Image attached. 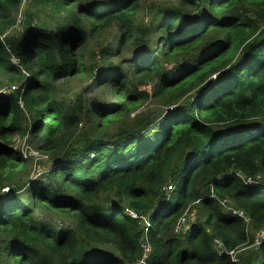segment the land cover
Wrapping results in <instances>:
<instances>
[{
  "label": "trees",
  "instance_id": "16d2710c",
  "mask_svg": "<svg viewBox=\"0 0 264 264\" xmlns=\"http://www.w3.org/2000/svg\"><path fill=\"white\" fill-rule=\"evenodd\" d=\"M24 1L0 0V264H138L145 238L142 264H264L225 254L264 230V0Z\"/></svg>",
  "mask_w": 264,
  "mask_h": 264
},
{
  "label": "rangeland",
  "instance_id": "374dc122",
  "mask_svg": "<svg viewBox=\"0 0 264 264\" xmlns=\"http://www.w3.org/2000/svg\"><path fill=\"white\" fill-rule=\"evenodd\" d=\"M27 0H25L22 5L25 6ZM144 4H146V2L144 1ZM143 5V4H142ZM23 10V9H22ZM144 13V9L142 11V14ZM14 17L17 20V23L15 25V27L10 31V33L13 32H17L20 28L19 26V22H21L22 20V15L20 11H16L13 13ZM86 87V86H85ZM149 88V87H148ZM84 90H86V88H84ZM94 93L92 90L89 91L88 96H92ZM150 101H145L142 103V105H139L138 107L134 108L132 110V112H130V114L128 115L129 117H133V115L135 113L141 114L142 112L146 111L147 108L149 109H155V110H159L158 107L151 105V103L149 104ZM170 109V108H169ZM126 117V120L127 118ZM17 136H14V140H17ZM24 140V139H19V141ZM16 146L19 147V149L21 150L23 156L26 158L27 162H28V170L31 173V176L34 177L38 174V172H41L43 170V165L46 164L47 159L46 157H43L41 155H39L38 153L35 154L36 152L34 151V147L32 145L27 144L26 142L23 143H18L16 141ZM42 165V166H41ZM262 178H264V176H261ZM173 187H171V191H172ZM7 191V190H6ZM170 191V192H171ZM191 218L194 217V213L189 215ZM197 217V216H196ZM57 225H54L56 227L57 230L63 231V230H69L71 229L69 222H67L66 220H64L63 218H55L54 219ZM60 220V222H59ZM256 237L258 236V233H255Z\"/></svg>",
  "mask_w": 264,
  "mask_h": 264
},
{
  "label": "built area",
  "instance_id": "2783aa9c",
  "mask_svg": "<svg viewBox=\"0 0 264 264\" xmlns=\"http://www.w3.org/2000/svg\"><path fill=\"white\" fill-rule=\"evenodd\" d=\"M14 89H16V87H14ZM18 143H21L20 141H18ZM37 154V153H35ZM260 180V177L259 176H256L255 179H246V182H248V185H252V184H258V181ZM165 190L167 191H171V187H167ZM173 190V189H172ZM222 206H223V209L225 212H227L228 214H230L231 216H236V217H239L241 218L246 224H248L250 222V218L248 217V215L240 210V209H237L235 208V206L232 204V202L229 200H223L221 202ZM187 215H188V210H186L184 212V216L183 218H181V220L179 221L180 224H183L185 222H187ZM195 219V216L193 218L189 217V220L193 221ZM258 233V236L254 237V241L253 243L250 245V246H247V247H243V248H238V250H233V251H229V252H225V254H227L231 261L233 263H236L238 262V259H237V255L240 253V252H243L245 251L246 249H252L254 251H257L259 245L264 241V230H260ZM218 244V248L221 247V244L220 243H217ZM141 247L142 249L144 250V255L141 259V261L138 263V264H142L146 258H147V253L150 251V246H149V243H148V240L145 238V240L143 241V243L141 244ZM223 253L222 250H219L218 251V255H221Z\"/></svg>",
  "mask_w": 264,
  "mask_h": 264
},
{
  "label": "clouds",
  "instance_id": "9594fccd",
  "mask_svg": "<svg viewBox=\"0 0 264 264\" xmlns=\"http://www.w3.org/2000/svg\"><path fill=\"white\" fill-rule=\"evenodd\" d=\"M20 142H23V143H25V140H21ZM17 148L19 149V147L17 146ZM20 150V149H19ZM21 151V150H20ZM35 151V150H34ZM36 153H38L37 151H35ZM22 153V152H21ZM39 154V153H38ZM23 155V154H22ZM39 155H41V154H39ZM41 156H43V157H46V159H47V156H45V155H41ZM24 157V156H23ZM25 158V157H24ZM26 159V158H25ZM257 176H259L260 177V179H262L263 180V178L261 177V175H257ZM256 178V177H255ZM254 178V179H255ZM251 179V178H250ZM243 211V210H242ZM249 217V216H248ZM239 218V217H238ZM241 219V218H240ZM250 223V222H249ZM249 223L247 224V225H249ZM246 224V223H245ZM254 241V240H253ZM250 246V245H249ZM247 250V249H246Z\"/></svg>",
  "mask_w": 264,
  "mask_h": 264
}]
</instances>
